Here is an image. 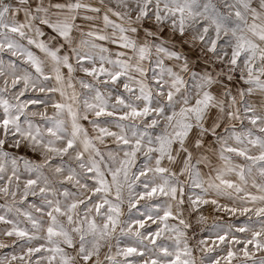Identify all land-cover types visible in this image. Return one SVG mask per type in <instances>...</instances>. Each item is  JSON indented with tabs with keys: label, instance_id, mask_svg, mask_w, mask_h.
I'll list each match as a JSON object with an SVG mask.
<instances>
[{
	"label": "snow or ice",
	"instance_id": "6c2138e0",
	"mask_svg": "<svg viewBox=\"0 0 264 264\" xmlns=\"http://www.w3.org/2000/svg\"><path fill=\"white\" fill-rule=\"evenodd\" d=\"M0 198V264H264V0H0Z\"/></svg>",
	"mask_w": 264,
	"mask_h": 264
},
{
	"label": "rangeland",
	"instance_id": "374dc122",
	"mask_svg": "<svg viewBox=\"0 0 264 264\" xmlns=\"http://www.w3.org/2000/svg\"><path fill=\"white\" fill-rule=\"evenodd\" d=\"M90 2H92V3H96L97 0H90ZM78 23H79V21H78ZM97 23L100 24V22H97ZM100 26H102V24H101ZM86 30H87V29H85V31H86ZM76 35H77V37H78L79 34L76 33ZM102 43H104L105 46L108 47V48L111 50V52H112L113 54H115V52L118 51V48H117L116 45H112V44H109V43H107V42H102ZM74 75H75V77H76L77 79H81V78H83V79H90L89 77H86V76L84 75V73H82V72H76ZM77 90H78V91H83V90L80 89V87H79L78 84H77ZM85 123H86V122H85ZM86 126H87V125H86ZM89 127H90V126H89ZM108 146H109V147H112L111 141H108ZM101 147L103 148V146H101ZM19 154H20V155H26V158L32 157V155H33V154L30 153V152H28L27 154H25V153H19ZM29 199H30V200H35L36 198H31V197H30ZM222 202H223V201H222ZM3 203H4V200H3L2 198H0V204H3ZM204 215L209 216V224L212 223V217H213V216H220V217H221V220L219 221L220 223L228 222V223H233V224L236 225V226H240V225L244 222V220H245V217H238V218H237V217H231V216H229V215H227V214H225V213H223V212H219V213L214 212L210 206H205V208H204ZM189 234L192 235L191 232H190ZM209 235H210V233H209L208 231L200 232V231H199V228H197V230H196V239H201V238L207 239ZM241 235H242V234H241ZM0 239H3V240H5L6 242H9V243H10V241H8V238H5V237L0 236ZM190 242H191L192 244H195V240H192V241H190ZM14 250H15L16 252L19 251V249H14L13 247L5 248V249H0V256H3V255H7V254H9V253H12ZM196 255L199 257L200 253L197 252Z\"/></svg>",
	"mask_w": 264,
	"mask_h": 264
}]
</instances>
